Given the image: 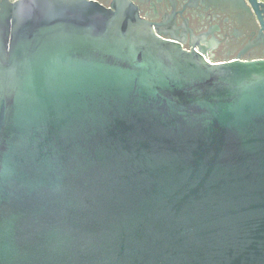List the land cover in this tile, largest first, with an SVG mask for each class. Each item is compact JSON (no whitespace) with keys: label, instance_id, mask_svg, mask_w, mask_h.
<instances>
[{"label":"water","instance_id":"1","mask_svg":"<svg viewBox=\"0 0 264 264\" xmlns=\"http://www.w3.org/2000/svg\"><path fill=\"white\" fill-rule=\"evenodd\" d=\"M211 1L264 40V3ZM159 27L131 0H0V264H264V59Z\"/></svg>","mask_w":264,"mask_h":264},{"label":"flooded vegetation","instance_id":"2","mask_svg":"<svg viewBox=\"0 0 264 264\" xmlns=\"http://www.w3.org/2000/svg\"><path fill=\"white\" fill-rule=\"evenodd\" d=\"M89 1L107 8L112 4V0ZM131 1L144 19L161 25L158 30L164 40L175 41L185 50L198 51L209 62L264 59L261 26L250 12H233L211 0Z\"/></svg>","mask_w":264,"mask_h":264},{"label":"built area","instance_id":"3","mask_svg":"<svg viewBox=\"0 0 264 264\" xmlns=\"http://www.w3.org/2000/svg\"><path fill=\"white\" fill-rule=\"evenodd\" d=\"M258 2L264 3V0H258Z\"/></svg>","mask_w":264,"mask_h":264}]
</instances>
